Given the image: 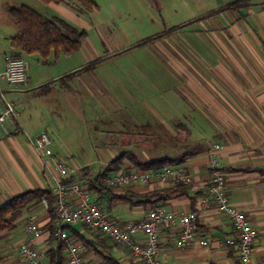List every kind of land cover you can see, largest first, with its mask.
<instances>
[{
    "label": "crops",
    "instance_id": "crops-1",
    "mask_svg": "<svg viewBox=\"0 0 264 264\" xmlns=\"http://www.w3.org/2000/svg\"><path fill=\"white\" fill-rule=\"evenodd\" d=\"M191 1L196 5L194 16L180 26L187 23L199 25L193 30L195 35H200V32L208 34L207 31H211V36L215 35L218 40L219 50L212 49L206 43L190 44V51L196 53V56H192L189 61L171 60L180 87L182 84L186 89L185 96L177 86L173 89L171 98L160 91L150 97L141 90L131 92L129 87L128 90L124 88V93L120 95L97 92L109 110L117 112L122 106L128 109V133L118 130L112 120L104 118L102 123L105 130L110 133L116 131L118 134L115 138L109 134L97 140L110 143L111 148L128 147L125 151L133 153L142 162L163 157L179 158L180 162L176 166L192 174L194 180L200 184H207L209 181L207 153L214 145H218L216 155L225 173V191L230 201L244 211L257 231L251 261L248 264H264V0H241L236 6L229 5L240 0ZM2 31L0 25V34ZM11 31L13 30L5 32L8 35L6 37L9 47L8 39L13 35L9 34ZM84 41L75 53L84 51ZM211 53L215 54V59ZM23 54H17L11 47L0 49V70L4 69L8 55ZM60 55L69 58L72 54H59L54 58L55 61L59 60ZM92 61L96 63L86 69L85 65ZM99 62L100 56L83 66L67 64L64 72L57 78L62 83V88L55 98H58L62 110L63 107L73 109L80 105L82 95L79 87L98 91V82L89 71ZM29 70L28 64V72ZM62 76L65 77L61 78ZM30 81L31 74L28 73L26 84ZM55 81L49 74L40 73V80L36 83L39 85ZM7 90V87H4V92L0 95V107L3 106V100H9L14 102L15 112L0 123V199L5 202L11 196L29 189L52 190L58 174L55 162L61 157V162H68L53 146L51 157L38 155L32 146L34 138L42 131L52 137L58 127L53 122L50 132L46 129L29 136L21 116L22 102L16 103L8 99L4 94ZM49 93L50 91H47L45 97ZM45 99L47 101L48 98ZM136 107H144L157 117L161 128L156 132L150 131L151 135L141 134L145 130V124L134 119L138 117L136 115H142L139 111L132 112L131 109L136 110ZM182 129L187 131L183 140ZM160 133H163V136L167 133L168 136L162 138ZM169 139L176 142L172 145L173 148L185 150L184 153L177 156L145 157L150 153V149L160 147L162 141ZM169 146L165 145L164 148ZM123 162L128 169L138 168L129 159H124ZM103 163L105 168L108 163ZM75 179L76 175L73 173L69 180ZM163 186L165 185L128 186V193L147 201L150 199L148 203L132 205L127 201H117L111 206L109 214L119 223H126L145 217L147 212L156 206L173 212L196 211L200 234L208 240V244L202 246L195 241L178 248L175 246L176 227L163 224L159 227L157 255L162 263L239 264L237 249L224 242L226 237L233 235L229 218L218 212L213 204L207 207H201L199 204V196L205 189L192 191L186 186L187 190L175 192L164 201H156V195L151 194ZM30 216L35 218L41 228V234L33 239V244L36 249L44 251V262L49 264L48 251L55 249L61 242L45 227L49 214L42 204L24 210L13 220L12 229L15 230L16 226L20 228L15 251L19 241L31 238L25 229ZM68 226H65V230L69 235L76 239L92 241V249L83 250L86 264H106L103 258L105 256L119 264H142L129 251L120 248L95 228L80 223ZM10 229L0 231V237ZM97 235L111 246L109 251L96 239ZM136 238L143 241L145 237L143 233H137ZM63 255L66 258L65 249ZM0 264L24 263L21 259L14 260L4 250L3 241H0Z\"/></svg>",
    "mask_w": 264,
    "mask_h": 264
},
{
    "label": "rangeland",
    "instance_id": "rangeland-1",
    "mask_svg": "<svg viewBox=\"0 0 264 264\" xmlns=\"http://www.w3.org/2000/svg\"><path fill=\"white\" fill-rule=\"evenodd\" d=\"M94 1L97 8L88 10L76 0H61L56 4H47L41 0H0V25L3 29L0 34V49L10 48L5 32L12 29L9 34H14L17 31L6 13L7 6H28L51 20L63 19L74 27L85 30L87 34L82 45L85 47L84 51L72 54L69 58L60 55L59 60L55 61L53 54H50L46 61H42L37 54H23L30 66L28 73L31 74V81L17 86L3 84L8 89L4 93L8 99L16 103L22 102L21 116L29 136L46 129L50 132L55 122L58 128L55 135L50 136L51 147L66 157L68 162L65 165L72 168L76 175V179L72 181L82 185L86 177L104 168L103 162L109 163L108 160L112 157L128 149L119 146L111 148L110 143L97 140L109 134L115 138L118 134L116 131L110 133L105 130L102 123L104 118L112 120L118 130L128 133V109L122 106L117 112L109 110L97 92L120 95L124 93V88L128 90L129 87L131 92L141 90L150 97L160 91L171 98L173 89L177 86L185 96L186 89L182 84L180 87L171 60L189 61L192 56H196V53L190 51V44L206 43L217 50L220 46L216 36H211V31L195 35L193 30L199 25L187 23L180 26L194 16L196 5L191 0ZM211 54L215 59V54ZM98 56L101 57V62L95 65L93 71H89L98 82V91L79 87L82 95L80 105L73 109L63 107L62 110L58 98H55L62 88L58 76L64 72L67 64L83 66ZM40 73L49 74L56 81L38 85L36 82L40 80ZM47 91L51 95L49 93L45 97ZM44 97L48 98L47 101ZM63 104L62 101L61 105ZM131 110L142 114L134 117L139 123L145 124V130L141 134L151 135L150 131L156 132L161 128L157 117L146 111V108L136 107L137 111ZM160 135L162 138L168 136L167 133L165 136L163 133ZM181 135L183 140L187 136L186 129H182ZM173 141H162L160 147L150 149L145 157L177 156L184 153L185 150L173 148L172 145L176 143ZM165 145L170 146L164 148ZM4 202L0 199V206ZM19 229V226L15 230L11 228L0 237L4 250L14 260L20 259L17 247L15 251Z\"/></svg>",
    "mask_w": 264,
    "mask_h": 264
},
{
    "label": "built area",
    "instance_id": "built-area-1",
    "mask_svg": "<svg viewBox=\"0 0 264 264\" xmlns=\"http://www.w3.org/2000/svg\"><path fill=\"white\" fill-rule=\"evenodd\" d=\"M27 75V61L20 55H8L4 69L0 70V95L4 92L3 84L10 86L24 84L27 81ZM14 112V102L3 100V106L0 107V123L6 121ZM51 143L50 135L42 131L34 138L32 146L38 155L51 157L53 155ZM217 148L218 145H214L207 153L210 173L207 184L197 183L192 174L176 165H164L156 170L120 169L104 175L101 181L116 187L182 184L192 191L204 188L205 191L199 196L200 206L207 207L213 204L218 212L229 218L233 235L226 237L224 242L237 249L238 259L242 264H248L251 261L257 231L244 211L230 201L225 191L226 178L216 155ZM55 168L58 174L56 185L51 193L55 196L56 217L52 223V230L58 241L64 243L67 264H86L81 244L65 230V226L75 223L85 224L105 234L120 248L138 258L142 264H163L157 256L159 227L163 224L176 227L175 246L178 248L195 241L202 246L208 244V240L200 234L196 211L173 212L156 206L137 221L119 223L100 204L93 201L92 194L85 185L69 180L74 172L72 168L61 161L55 162ZM42 205L47 208L45 197H43ZM25 229L31 238L19 241L17 252L20 259L24 264H46L44 251L36 249L33 244V239L40 236L41 228L32 216L29 217ZM137 233H143L145 237L143 241L136 238Z\"/></svg>",
    "mask_w": 264,
    "mask_h": 264
},
{
    "label": "trees",
    "instance_id": "trees-1",
    "mask_svg": "<svg viewBox=\"0 0 264 264\" xmlns=\"http://www.w3.org/2000/svg\"><path fill=\"white\" fill-rule=\"evenodd\" d=\"M45 3H59L61 0H41ZM88 10H93L97 7L94 0H76ZM241 3L236 1L229 6H236ZM6 13L11 21L17 27L16 33L9 37V45L15 49L17 54H37L42 61H46L50 54L57 58L59 54H73L80 48L81 43L86 38L85 30L78 29L63 19L51 20L41 15L34 9L25 6H7ZM96 61H92L85 65V68L92 67ZM66 76V75H65ZM62 76L61 78H64ZM124 159H129L134 166L147 169L156 170L164 165H176L180 162L179 158L163 157L152 159L149 161H139L137 157L129 151H121L115 157L109 160L105 168L97 172L94 176L87 178L84 185L94 197V201L101 205V207L109 213L111 206L117 201H127L132 205H139L148 203L150 199L145 200L138 198L133 193H128V188L109 186L101 181V178L113 171L128 168L123 162ZM187 190L185 185L172 184L165 185L159 189H155L151 195H156V201H164L168 199L175 192H183ZM45 197L47 201V211L49 220L45 227H47L51 234L52 223L56 217L54 211L55 196L48 189H29L11 196L6 202L0 206V231L12 228L13 220L18 217L24 210L29 209L41 203L42 198ZM152 202V201H151ZM83 226H87L82 224ZM67 227V226H66ZM70 227V226H68ZM71 236V235H70ZM82 246V249H92V241L84 239H76ZM96 239L109 251V246L106 241L98 235ZM64 243H59L55 249L48 251L49 264H66L67 260L63 255ZM106 264H119L112 260V258L103 257ZM238 261V260H237ZM241 264L240 261H238Z\"/></svg>",
    "mask_w": 264,
    "mask_h": 264
}]
</instances>
